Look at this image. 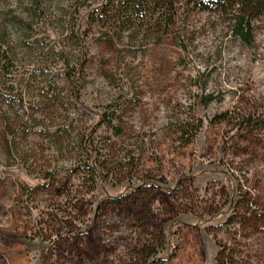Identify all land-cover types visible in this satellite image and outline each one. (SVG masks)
I'll list each match as a JSON object with an SVG mask.
<instances>
[{
  "label": "rangeland",
  "instance_id": "rangeland-1",
  "mask_svg": "<svg viewBox=\"0 0 264 264\" xmlns=\"http://www.w3.org/2000/svg\"><path fill=\"white\" fill-rule=\"evenodd\" d=\"M106 1L0 0V264H264V15L247 48L177 0L130 42Z\"/></svg>",
  "mask_w": 264,
  "mask_h": 264
},
{
  "label": "trees",
  "instance_id": "trees-1",
  "mask_svg": "<svg viewBox=\"0 0 264 264\" xmlns=\"http://www.w3.org/2000/svg\"><path fill=\"white\" fill-rule=\"evenodd\" d=\"M33 2L34 0H30ZM69 4H77L86 0H67ZM183 1V0H182ZM195 5L203 11L218 14L223 18L222 22L227 25L228 33L244 47H251L253 43V25L254 22L264 15V0H187L186 5ZM177 0H107L103 4V9L99 12L102 18H107L112 21V24L118 23L123 25L130 23L134 26L136 22L137 29L133 26L128 28L129 41L131 42L143 31L144 35L150 30L151 35L165 34L169 29L175 27V15L177 12ZM148 18L147 24H142L147 30H141V24L145 18ZM155 17V18H154ZM154 20L151 27L148 29L150 22ZM130 29H133L130 32ZM136 31V32H135ZM73 38L80 43L81 47L76 52L75 57L71 53L69 57H74V63L71 66L68 60L65 62V77L71 88V94L75 100H78L77 93V71L81 72L84 68L86 55L79 40V35L76 32H71ZM6 47V48H3ZM181 49L185 50V45H181ZM15 61V54L4 40H0V72L8 73L9 66ZM3 97L10 98L13 94L3 91ZM11 93V94H9ZM212 98H207V103H210ZM197 129H194L193 134H196ZM194 137V136H192ZM238 244H218L215 255V264H246L248 261L244 253L238 248ZM259 264L254 262L253 264Z\"/></svg>",
  "mask_w": 264,
  "mask_h": 264
}]
</instances>
